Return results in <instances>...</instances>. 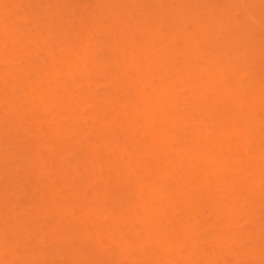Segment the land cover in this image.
I'll return each instance as SVG.
<instances>
[{
    "label": "rangeland",
    "instance_id": "obj_1",
    "mask_svg": "<svg viewBox=\"0 0 264 264\" xmlns=\"http://www.w3.org/2000/svg\"><path fill=\"white\" fill-rule=\"evenodd\" d=\"M3 1L4 6H0V170L6 171L0 173V264H78L79 261V264H134L133 261L135 264H209L214 254L217 258L210 260L213 264H237L234 261L264 264V0H119L120 3L118 0H13L17 3H12L13 12L9 9V0L4 1L7 5ZM69 6H75L73 12ZM2 9L5 14L10 10L7 17L9 14L11 17L6 18ZM79 25L81 28L75 29ZM72 29L79 31L72 33ZM68 43L82 55L75 51L67 54ZM62 49L66 50L64 54ZM46 51L50 56L45 55ZM78 56L82 57L78 58L81 72L74 60ZM105 61L111 62L107 65ZM100 62L103 69H98L102 67ZM93 67L95 76L91 71L89 74ZM110 85L115 89L113 92L108 89ZM16 127L20 130L16 131ZM12 140L15 144H11ZM256 141L263 142L261 148L259 143L256 146ZM43 147L50 151L38 155L39 150L44 151ZM227 159L230 164L225 162ZM81 161L88 164L84 166ZM231 165L240 167L236 171ZM132 169L135 171L131 172ZM136 186L144 189L140 191ZM122 200L124 203H119ZM237 201L240 205L242 201L245 203L241 207ZM45 206H48L47 212ZM99 210L108 218L104 229L103 214L100 216ZM141 215L149 218L148 221L152 216L151 225L141 226L147 219ZM148 227L151 231H144ZM219 227L222 232L226 228L227 232H218ZM145 232H150L149 236ZM118 234L117 240L114 237ZM135 234L137 238L132 237ZM216 234L224 236L231 246L235 245L229 247L223 238L214 236L215 242L212 237ZM160 235L165 237L160 239ZM238 238L242 239L241 244ZM136 239H141V243L146 241L147 246L143 243L144 246L137 248V241L131 242ZM193 241L195 252L191 244L188 246ZM128 242L133 245L130 247ZM123 243L129 245L127 249L125 244L121 246ZM121 248L126 251L122 252ZM130 248L135 252H130ZM225 249L232 250L231 255ZM102 250L106 251L102 253ZM218 250L223 251L218 254Z\"/></svg>",
    "mask_w": 264,
    "mask_h": 264
},
{
    "label": "bare ground",
    "instance_id": "obj_2",
    "mask_svg": "<svg viewBox=\"0 0 264 264\" xmlns=\"http://www.w3.org/2000/svg\"><path fill=\"white\" fill-rule=\"evenodd\" d=\"M2 1H3V0H2ZM2 1L0 0V2H1V5H0V6H1V7L4 6V5L2 6ZM4 1H7V0H4ZM4 1H3V2H4ZM9 1H10V2H9ZM9 1H7V3H8L9 5H11V6H9V7H10L9 9L11 10V7L14 6V4H12V3H14L16 0H15V1H13V0H9ZM11 1H12V2H11ZM122 1H123V0H122ZM122 1H121V3H123ZM129 1L131 2V0H129ZM246 1H247V0H246ZM18 2H19V1H18ZM118 2H119V0H118ZM130 2H128V3H130ZM4 3L7 5L6 2H4ZM110 3H111V2H110ZM119 3H120V2H119ZM119 3H118V4H119ZM194 3H195V2H194ZM15 4H17V3L15 2ZM115 4H117V2H115ZM12 5H13V6H12ZM69 5H70V4H69ZM112 5H113V4H112ZM112 5H110V6H111V9H113V8H112V7H113ZM71 6H72V5H71ZM71 6H69V9H71L72 12H73V11H74L73 9L75 8V6L72 7V8H71ZM263 6H264V5H263ZM5 7H8V6H5ZM65 7L68 8V6H65ZM197 7H198V6H197ZM246 7H247V6H246ZM54 8H55V7H54ZM56 8H57V7H56ZM63 8H64V7H63ZM63 8H61V9H63ZM67 8H66V9H67ZM77 8L79 9V7H76V10H77ZM80 8H82V7H80ZM95 8H96V7H95ZM97 8H98V7H97ZM4 9H5V8H4ZM4 9H2V14H5V13H3V12H5ZM58 9H59V8H58ZM64 9H65V8H64ZM64 9H63V10H64ZM85 9H86V8H85ZM85 9H84V10H85ZM99 9H100V8H99ZM6 10H7V9H6ZM10 10H9V11H10ZM67 10H68V9H67ZM71 10H69V11H71ZM93 10H94V9H93ZM96 10H97V9H96ZM263 10H264V9H263ZM9 11H8V12H9ZM13 11H14V8H13ZM13 11L11 10V12H13ZM58 11H59V10H58ZM98 11H99V10H98ZM0 12H1V9H0ZM8 12L6 11V14H5V17H6V18L11 17L10 14H9V17H7ZM56 12H57V9H56ZM59 12H60V11H59ZM59 12H58V13H59ZM61 12H62V10H61ZM74 13H76V12H74ZM110 13H111V12H110ZM0 14H1V13H0ZM57 15H58V14H57ZM114 16H115V15H114ZM249 16H250V15H249ZM3 17H4V15H3ZM1 18H2V17H1V15H0V19H1ZM153 19H154V18H153ZM252 19H254V18H252ZM252 19H251V20H252ZM155 20H156V19H155ZM157 20H158V19H157ZM1 21H3V20H1ZM227 21H228V20H227ZM253 21H255V19H254ZM157 22H158V21H157ZM0 23H1V22H0ZM249 23H250V22H249ZM47 24H48V23H47ZM242 24H243V23H242ZM255 24H256V22H255ZM255 24H254V25H255ZM262 24H263V23H262ZM45 25H46V22H45ZM245 25H246V24H245ZM79 26H80V25H79ZM82 26H83V24H82ZM47 27H48V25H47ZM204 27H205V26H204ZM250 27H251V26H250ZM76 28L80 29L81 26H80V27H75V29H76ZM199 28H200V27H199ZM253 28H254V27H253ZM48 29H49V28H48ZM78 29H77V30H78ZM246 29H247V28H246ZM250 29H251V28H250ZM50 30H51V29H50ZM73 30H74V29H72V33H73ZM77 30H74V31L78 32L79 30H78V31H77ZM203 30H204V29H203ZM52 31H53V30H52ZM52 31H51V32H52ZM208 31H209V30H208ZM254 31H255V30H254ZM49 32H50V31H49ZM61 32H62V29H61ZM63 32H64V31H63ZM244 32H245V30H244ZM261 32H262V31H261ZM142 34H143V33H142ZM186 34H187V33H186ZM188 34H189V33H188ZM193 34H194V33H193ZM209 34H210V33H209ZM249 34H250V33H249ZM252 34H253V33H252ZM53 35H54V34H53ZM180 35H181V34H180ZM196 35H198V34H196ZM205 35H206V34H205ZM253 35H254V34H253ZM194 37H195V36H194ZM196 37H197V36H196ZM252 37H253V36H252ZM8 38H9V37H7V39H8ZM25 38H26V37H24V39H25ZM186 38H187V36H186ZM5 39H6V38H5ZM249 39H250V37H249ZM145 40H146V39H145ZM246 40H247V39H246ZM43 41H44V40H41L42 43H43ZM151 41H152V40H151ZM151 41H150V42H151ZM247 41H248V40H247ZM253 41H254V40H253ZM44 42H46V40H45ZM196 42H197V41H196ZM243 42H244V41H243ZM6 43H7V42H6ZM145 43H146V41H145ZM185 43H186V42H185ZM245 43H246V42H245ZM245 43H244V45H245ZM247 43L249 44L250 42H247ZM4 44H5V42H4ZM248 44H247V45H248ZM250 44H251V43H250ZM255 44H256V43H255ZM70 45H71V46H70ZM192 45H193V44H192ZM196 45H197V44H196ZM244 45H243V46H244ZM247 45H245V46L247 47ZM257 45H258V44H257ZM134 46H135V45H134ZM190 46H191V45H190ZM222 46H223V45H222ZM241 46H242V45H241ZM251 46H252V45H251ZM69 47H70L71 50L69 49L68 52H66L67 54H69V51L72 52V51H73L72 49L75 48V46H73L71 43H68V48H69ZM72 47H73V48H72ZM131 47H133V46H131ZM191 47H192V46H191ZM238 47H239V46H238ZM253 47H254V46H253ZM66 48H67V47H66ZM133 48H134V47H133ZM186 48H187V47H186ZM134 49H135V48H134ZM229 49H230V48H229ZM232 49H233V48H232ZM245 49H246V48H245ZM245 49H244V51H245ZM254 49H255V48H254ZM256 49H257V48H256ZM63 50H64V49L61 50V51H62L61 53H63V52L66 51V50H65V51H63ZM76 50H77V49H76ZM122 50H123V48H122ZM124 50H125V49H124ZM129 50L131 51V50H133V49H130V48H129ZM153 50H154V49H153ZM239 50H241V49H239ZM258 50H259V49H258ZM74 51H75V50H74ZM74 51H73V52H74ZM141 51H142V50H141ZM143 51H144V50H143ZM230 51H231V50H230ZM235 51H236V50H235ZM251 51H252V50H251ZM260 51H261V50H260ZM44 52H45V50H44ZM75 52H76V51H75ZM77 52H78V51H77ZM77 52H76V54H77ZM151 52H152V50H151ZM242 52H243V51H242ZM256 52H257V51H256ZM144 53L147 54V50H145ZM156 53H157V52H156ZM229 53H230V52H229ZM233 53H234V52H233ZM46 54H48L47 51H46L45 55H46ZM63 54H64V53H63ZM74 54H75V53H74ZM74 54H73V56H72L73 58H74ZM139 54H140V53H139ZM151 54H152V53H151ZM230 54H231V53H230ZM252 54H253V53H252ZM255 54H256V53H255ZM258 54H259V52H258ZM260 54H261V53H260ZM48 55H49V54H48ZM70 55H71V53H70ZM70 55H69V56H70ZM77 55H80V56H81L82 54H81V52H78ZM236 55H237V54H236ZM238 55H239V54H238ZM238 55H237V57H238ZM49 56H50V55H49ZM80 56L76 57L77 59H76V58L74 59V60H76L77 63L80 61V59H78ZM145 56H146V55H145ZM145 56H144V57H145ZM148 56H149V54H148ZM155 56H156V55H155ZM239 56H241V55H239ZM46 57H47V56H46ZM235 57H236V56H235ZM251 57H253V56H251ZM258 57H259V55H258ZM50 58H52V57H50ZM50 58H49V59H50ZM80 58H82V57H80ZM145 58H146V57H145ZM231 58H232V57H231ZM231 58H229V59H231ZM233 58H234V57H233ZM254 58H255V55H254ZM263 58H264V57H263ZM47 59H48V57H47ZM129 59H130V58H129ZM129 59H128V60H129ZM146 59H147V58H146ZM146 59H145V60H146ZM148 59H149V58H148ZM151 59H152V58H151ZM258 59H259V58H258ZM260 59H261V58H260ZM51 60H52V59H51ZM74 60H72V63H73ZM227 60H228V58H227ZM52 61H53V60H52ZM52 61H51V62H52ZM131 61H132V58H131ZM131 61H129V63H130ZM147 61H148V60H147ZM163 61H164V60H163ZM166 61H168V60H166ZM166 61H165V62H166ZM169 61H170V59H169ZM231 61H232V60H231ZM261 61H262V59H261ZM41 62H42V61H41ZM43 62H45V61H43ZM74 62H75V61H74ZM105 62H106V61H105ZM110 62H111V61H109L108 63L106 62L107 65H109ZM125 62H126V61H125ZM125 62H124V63H125ZM165 62H163V63H165ZM226 62H227V61H226ZM235 62H236V61H235ZM257 62H258V61H257ZM45 63H46V62H45ZM77 63H76V64H77ZM100 63H102V62H100ZM106 63H105V67H107ZM129 63H128V65H129ZM163 63H162V64H163ZM258 63H259V62H258ZM258 63H257V64H258ZM260 63H261V62H260ZM41 64H42V63H41ZM41 64H40V65H41ZM80 64H81V63H80ZM147 64H148V63H147ZM154 64H156V63H154ZM158 64H159V63H158ZM38 65H39V64H38ZM72 65H73V64H72ZM78 65H79V63H78ZM92 65H93V64H92ZM125 65H126V64H124L123 66H125ZM250 65H251V64H250ZM43 66H44V65H43ZM81 66H82V65H81ZM81 66L79 65V67H77V65H76V67H77V69H79V71H80V67H81ZM103 66H104V65H103V63H102V67H101V68H98V65H96V66H94V67H95V69H96V68H98V69H103ZM129 66H130V65H129ZM193 66H194V65H193ZM34 67H35V66H34ZM34 67H33V68H34ZM36 67H37V66H36ZM36 67H35L34 69H36ZM39 67H40V66H39ZM41 67H42V66H41ZM41 67H40V68H41ZM45 67H47V68L49 69V67H48L47 65H46ZM91 67H92V66H91ZM94 67H93L92 70H91V68H90V70H89V74L94 70ZM120 67H121V65H120ZM222 67H223V66H222ZM254 67H255V66H254ZM40 68H39V69H40ZM42 68H43V67H42ZM42 68H41V69H42ZM122 68H123V67H122ZM129 68H130V67H129ZM192 68H193V67H192ZM196 68H197V67H196ZM214 68H216V67H214ZM257 68H259V67H257ZM257 68H256V69H257ZM82 69H83V68H82ZM84 69H85V67H84ZM84 69H83V70H84ZM126 69H127V68H125V71H127ZM188 69H189V68H188ZM193 69H194V68H193ZM222 69H223V68H222ZM259 69H260V68H259ZM261 69H262V68H261ZM44 70H45V69H43V72L48 71L47 69H46V71H44ZM87 70H88V69H87ZM87 70H86V72H88ZM96 70H97V69H96ZM204 70H205V69H204ZM253 70H254V69H253ZM30 71H31V70H30ZM32 71H33V70H32ZM35 71H36L37 74H38L39 70L37 71V69H36ZM40 71H41V70H40ZM74 71H75V70H74ZM77 71H78V70H77ZM77 71H76V72H77ZM79 71H78V73H79ZM90 71H91V72H90ZM202 71H203V70H202ZM211 71H212V70H211ZM220 71H221V70H220ZM258 71H259V70H258ZM36 72H34V73H36ZM80 72H81V71H80ZM86 72H84V73H85V74H88V73H86ZM93 72H94V71H93ZM93 72H92V73H93ZM96 72H98V70H97ZM96 72H94V73L96 74ZM251 72H252V71H251ZM261 72H263V71H261ZM34 73H32V74H34ZM48 73H49V72H48ZM48 73H47V75L49 76L50 74H48ZM50 73H51V72H50ZM82 73H83V72H82ZM82 73H81V75H82ZM94 73H93V74H94ZM114 73H115V72H114ZM127 73H128V72H127ZM127 73H125V74H127ZM187 73H188V72H187ZM225 73L227 74V72H225ZM229 73H230V72H229ZM229 73H228V74H229ZM236 73H237V72H236ZM254 73H255V72L253 71L252 74H254ZM42 74H43V73H42ZM68 74H69V73H68ZM95 74H94V76H95ZM193 74H194V73H193ZM207 74H208V73H207ZM263 74H264V72H263ZM47 75H46V76H47ZM71 75H72V74H71ZM73 75H74V74H73ZM90 75H91V74H90ZM112 75H113V73H112ZM115 75H116V73H115ZM185 75H186V74H185ZM237 75H238V74H237ZM259 75H261V73L258 74V76H259ZM32 76H33V75H32ZM39 76H40V75H39ZM84 76H85V75H84ZM84 76L82 75V77H84ZM116 76H117V75H116ZM116 76H114V77H116ZM228 76H229V75H228ZM230 76H231V75H230ZM37 77H38V76H37ZM37 77H36V79H37ZM40 77H41V76H40ZM44 77H45V74H43V78H42V79H44ZM65 77H66V76H65ZM85 77H86V76H85ZM87 77H88V75H87ZM114 77H113L112 79H116V78H114ZM191 77H192V75L190 76V78H191ZM220 77H221V78H220ZM220 77L218 76V79H219V78L222 79V75H220ZM238 77H239V76H238ZM46 78H47V77H46ZM72 78H73V77H72ZM209 78H210V77H209ZM216 78H217V77H216ZM253 78H254V77H253ZM42 79H41V80H42ZM218 79H217V80H218ZM231 79H232V78H230V80H231ZM239 79H240V77H239ZM116 80H117V79H116ZM143 80H144V79H143ZM212 80H214V79H212ZM212 80H211V81H212ZM215 80H216V79H215ZM217 80H216V81H217ZM237 80H238V79H237ZM254 80H255V79H254ZM256 80H257V78H256ZM263 80H264V79H263ZM113 81H114V80H113ZM124 81H125V80H124ZM206 81H207V80H206ZM209 81H210V80H209ZM216 81H215V82H216ZM232 81H233V80H232ZM238 81H240V80H238ZM192 82H193V81H192ZM258 82H259V81H258ZM148 83H149V82H148ZM181 83H182V82H181ZM213 83H214V81H213ZM225 83H226V82H225ZM233 83H234V82H233ZM263 83H264V82H263ZM64 84H65V83H64ZM189 84H190V83H189ZM189 84H188V85H189ZM221 84H222V83H221ZM240 84H241V83H240ZM240 84H238V87H239V88L241 87V89H242V86H241ZM261 84H262V82H261ZM19 85H20V84H19ZM115 85H116V86H119L118 84H115ZM231 85H232V84H231ZM233 85H234V84H233ZM239 85H240V86H239ZM257 85H258V84H257ZM259 85H260V83H259ZM162 86H163V85H162ZM164 86H165V85H164ZM171 86H172V84H171ZM173 86H174V85H173ZM173 86H172V87H173ZM175 86H176V85H175ZM189 86H191L190 88H192L193 85L191 84V85H189ZM202 86H203V85H202ZM208 86H209V84H208ZM109 87H110V88H109ZM109 87H108V89H112L111 85H110ZM123 87H124V86H123ZM204 87H205V85H204ZM232 87H233V86H232ZM114 88H115V86H114ZM118 88H119V87H117L116 89H118ZM147 88H148V87H147ZM200 88H201V87H200ZM202 88H203V87H202ZM119 89L122 90V87L119 88ZM210 89H211V88H210ZM213 89H214V88H213ZM226 89H227V88H226ZM228 89H229V88H228ZM233 89H235V88H233ZM114 90H115V89H114ZM114 90L112 89V92H113ZM121 90L118 91V92H121ZM207 90H208V89H207ZM207 90H206V91H207ZM229 90H232V89L230 88ZM110 91H111V90H110ZM124 91H125V90H124ZM172 91H174V90H172ZM199 91H200V90H199ZM204 91H205V90H204ZM210 91H211V90H210ZM217 91H218V90H217ZM116 92H117V91H116ZM118 92H117V93H118ZM127 92H128V91H127ZM154 92H156V91H154ZM200 92H201V91H200ZM222 92H223V91H222ZM222 92H221V93H222ZM226 92H227V91H226ZM233 92H234V91H233ZM114 93H115V92H114ZM163 93H164V92H163ZM173 93H174V92H173ZM193 93H194V92H193ZM195 93H196V92H195ZM198 93H199V92H198ZM219 93H220V92H219ZM219 93H218V94H219ZM115 94H116V93H115ZM127 94H128V93H127ZM165 94L168 95L167 93H165ZM216 94H217V92H216ZM222 94L224 95V93H222ZM231 94H232V93H231ZM156 95H157V94H156ZM156 95H155V97H156ZM195 95H196V94H195ZM199 95H200V94H199ZM114 96H115V95H114ZM114 96H113V97H114ZM124 96H125V95H124ZM158 96H159V95H158ZM158 96H157V97H158ZM196 96H197V95H196ZM217 96H218V95H217ZM107 97H109V96H107ZM199 97H200V96H199ZM222 97H223V96H222ZM109 98H110V97H109ZM175 98H176V97H175ZM224 98H225V97H224ZM236 98H237V96H236ZM157 99H158V98H157ZM162 99H163V98H162ZM230 99H231V98H230ZM108 100H109V101H108ZM108 100H107V101L110 102L111 99H108ZM112 100H113V98H112ZM112 100H111V101H112ZM128 100H129V99H128ZM158 100H159V99H158ZM221 100H222V98H221ZM238 100H239V99H238ZM39 101H41V100L39 99ZM151 101H152V100H151ZM153 101H154V99H153ZM229 101H230V100H229ZM231 101H232V100H231ZM78 102H80V101H78ZM105 102H106V101H105ZM148 102H149V101H148ZM224 102H225V101H224ZM236 102H237V101H236ZM102 103H103V102H102ZM230 103H231V102H230ZM110 104H111V103H110ZM110 104H109V105H110ZM122 104H123V103H122ZM155 104H156V103H155ZM213 104H214V103H213ZM222 104H223V103H222ZM233 104H234V103H233ZM259 104H260V103H259ZM261 104H263V100H262V103H261ZM261 104H260V105H261ZM82 105H83V104H82ZM111 105H112V104H111ZM111 105H110V106H111ZM120 105H121V104H120ZM120 105H119V106H120ZM214 105L216 106V104H214ZM226 105H227V104H226ZM226 105H225V106H226ZM235 105H236V104H235ZM204 106H205V105H204ZM204 106H203V107H204ZM210 106H211V105H210ZM232 106H233V105H231L230 107H232ZM263 106H264V105H263ZM89 107H91V106H89ZM92 107H93V109L96 110V107H95V106H92ZM107 107H108V106H107ZM112 107H113V105H112ZM124 107H125V106H124ZM208 107H209V106H208ZM208 107H207V108H208ZM211 107H212V106H211ZM213 107H214V106H213ZM227 107H228V105H227ZM227 107H226V108H227ZM234 107H235V106H234ZM259 107H262V105L259 106ZM116 108H117V107H116ZM121 108H122V107H121ZM150 108H151V107H150ZM263 108H264V107H263ZM156 109H157V108H156ZM162 109H163V108H162ZM212 109H213V108H212ZM227 109H228V108H227ZM227 109H226V110H227ZM229 109H230V108H229ZM235 109H236V108H235ZM261 109H262V108H261ZM210 110H211V109H210ZM200 111H202V110H200ZM200 111H199V112H200ZM216 111H217V110H216ZM178 112H179V111H178ZM186 112H187V111H186ZM186 112H185V113H186ZM209 112H210V111H209ZM213 112H214V111H213ZM224 112H225V110H224ZM99 113H101V112H99ZM187 113H188V112H187ZM225 113H226V112H225ZM196 114H197V113H196ZM222 114H223V113H222ZM260 114H261V113H260ZM183 115H184V114H183ZM185 115H186V114H185ZM190 115H191V114H190ZM190 115H189V116H190ZM204 115H205V113H204ZM204 115H203V116H204ZM209 115H210V114H209ZM214 115H215V114H214ZM238 115H239V114H238ZM181 116H182V115H181ZM201 116H202V115H201ZM212 116H213V115H212ZM218 116H220V115H218ZM218 116H217V117H218ZM221 116H223V115H221ZM184 117H185V116H184ZM187 117H188V116H187ZM187 117H186V118H187ZM199 117H200V115H199ZM207 117H208V116H207ZM213 117H214V116H213ZM213 117H211L212 120H213ZM92 118H93V117H92ZM94 118H95V117H94ZM145 118H146V117H145ZM188 118H189V117H188ZM188 118H187V120H188ZM220 118L222 119V117H220ZM223 118H224V117H223ZM204 119H205V118H204ZM209 119H210V118H209ZM218 119H219V117H218ZM67 120H68V119H67ZM178 120H179V119H178ZM184 120H185V119H184ZM184 120H183V121H184ZM222 120H223V119H222ZM65 121H66V120H65ZM147 121H148V120H147ZM201 121H202V120H201ZM206 121H207V120H206ZM66 122H68V121H66ZM145 122H146V121H145ZM195 122H196V121H195ZM195 122H194V124H195ZM198 122H199V121H198ZM198 122H197V123H198ZM179 123H180V122H179ZM199 123L201 124V122H199ZM202 123H203V121H202ZM257 123H258V122H257ZM204 124H205V122H204L202 125H204ZM54 125H55V124H54ZM115 125H116V124H115ZM152 125H153V124H152ZM52 126H53V125H52ZM104 126H105V125H104ZM155 126H156V125H155ZM206 126H207L206 128L209 127L208 125H206ZM151 127H152V126H151ZM199 127H200V126H199ZM203 127H204V126H203ZM14 128H15V127H14ZM14 128H13V129H14ZM50 128H51V127H50ZM200 128H201V127H200ZM16 129H17V127H16ZM132 129H133V128H132ZM151 129H152V128H151ZM153 129H154V127H153ZM153 129H152V130H153ZM197 129H198V128H197ZM197 129H196V130H197ZM202 129H204V128H202ZM262 129H263V128H262ZM262 129H261V130H262ZM18 130H20V129H17L16 131H18ZM254 130H255V129H254ZM67 132H68V131H67ZM199 132H200V130H199ZM199 132H198V134H199ZM66 134L69 135V132L66 133ZM123 134H124V133H122V135H123ZM159 134H160V133H159ZM159 134H158V135H159ZM163 134H164V133H163ZM195 134H196V133H195ZM198 134H197V135H198ZM247 134H248V132H247ZM101 135H102V134H101ZM158 135H156V136H158ZM65 136H66V135H65ZM150 136H151V135H150ZM154 136H155V135H154ZM163 136H164V135H163ZM169 136H170V135H169ZM254 136H256V133H255ZM263 136H264V135H263ZM66 137H67V136H66ZM165 137H167V136H165ZM192 137H193V136H192ZM257 137H259V136H257ZM33 138H34V137H33ZM128 138H129V137H128ZM153 138H154V137H153ZM159 138H160V137H159ZM186 138H188V137H186ZM261 138H262V137H261ZM40 139H41V138H40ZM40 139H39V140H40ZM67 139H68V138H67ZM189 139H191V138H189ZM189 139H188V141H189ZM193 139H195V137L192 138V140H193ZM255 139H256V138H255ZM37 140H38V138H37ZM160 140H162V139H160ZM192 140H191V141H192ZM257 140H258V141H259V140L261 141V139H257ZM262 140H263V139H262ZM8 141H9V140H8ZM162 141H163V140H162ZM184 141H185V140H184ZM188 141H187V142H188ZM195 141H196V140H194V142H195ZM258 141H256V143H257L256 146H259L260 144L263 143V142H262V143H259ZM59 142H60V141H59ZM192 142H193V141H192ZM8 143L10 144V142H8ZM246 143H247V142H246ZM258 143H259V145H258ZM9 144H8V145H9ZM11 144H15V143H13V140H12ZM11 144H10V145H11ZM110 144H111V143H110ZM247 144H248V143H247ZM254 144H255V142H254ZM263 144H264V143H263ZM192 145H193V144H192ZM251 145H253V144H251ZM251 145H250V146H251ZM3 146H4V145H3ZM38 146H39V148H37V149H40L41 146H40V145H38ZM111 146H112V144H111ZM113 146H115V145L113 144ZM195 146H196V144H195ZM245 146H246V145H245ZM256 146H255V147H256ZM262 146H263V145H262ZM116 147H117V146H116ZM247 147H248V146H247ZM251 147H252V146H251ZM44 148H45V147H43V150H44ZM91 148H92V147H91ZM190 148H191V147H190ZM196 148H197V146H196ZM245 148H246V147H245ZM256 148H257V147H256ZM256 148H255V149H256ZM259 148H261V145L259 146ZM262 148H263V147H262ZM41 149H42V148H41ZM47 149H48V148H47ZM93 149H94V148H93ZM96 149H97V148H96ZM191 149H192V148H191ZM255 149H252V151H253V150L255 151ZM263 149H264V148H263ZM263 149H262V150H263ZM162 150H163V148H162ZM193 150L195 151V147H194ZM45 151H46V149H45L44 151H42V150L40 151V150H39V152H38V150H37L38 155H39L41 152L44 154ZM48 151H50V150H48ZM48 151H46V154H47ZM94 151H96V150H94ZM146 151H147V150H146ZM150 151H151V150H150ZM154 151H155V150H154ZM164 151H165V149H164ZM245 151H247V150H244V152H245ZM248 151H249V150H248ZM258 151H259V150H258ZM37 152H36V153H37ZM137 152H138V151H137ZM142 152H143V151H142ZM151 152H152V151H151ZM159 152H160V151H159ZM195 152H197V154H195ZM195 152H194L193 154H195V155L198 156V155H199V154H198V151H195ZM199 152H200V151H199ZM242 152H243V151H242ZM110 153H111V152H110ZM135 153H136V152H134V154H135ZM139 153H140V152H139ZM143 153H144V152H143ZM157 153H158V152H157ZM166 153H168V152H166ZM188 153H189V152H188ZM260 153H261V152H260ZM263 153H264V152H263ZM43 154H41V155L44 156ZM46 154H45V155H46ZM134 154H132V155H134ZM140 154H141V153H140ZM152 154H153V153H151L150 155H152ZM154 154L156 155V153H154ZM163 154L165 155V152H163ZM247 154H248V152H247ZM255 154H256V151H255ZM6 155H7V154H6ZM92 155H93V158H92V159H95V157H94L95 155H94V154H92ZM137 155H138V154H137ZM159 155H160V154H159ZM11 156H12V155H11ZM88 156H89V155H88ZM141 156H142V155H141ZM188 156H189V155H188ZM243 156H244V155H243ZM256 156L258 157V155H256ZM263 156H264V155H263ZM263 156H262V158H263ZM105 157H106V156H105ZM109 157H110V156H109ZM154 157H155V156H154ZM190 157H191V156H190ZM244 157H245V156H244ZM254 157H255V156H254ZM259 157H260V156H259ZM2 158H3V157H2ZM8 158H9V156H8ZM8 158H7V160H8ZM10 158H11V157H10ZM10 158H9V159H10ZM33 158H34V157H33ZM59 158L61 159V157H59ZM90 158H91V157H90ZM155 158H156V157H155ZM155 158H153V159L155 160ZM157 158H158V156H157ZM164 158H165V156H164ZM197 158H198V157H197ZM206 158H207V157H206ZM241 158H242V157H241ZM255 158H256V157H255ZM31 159H32V158H31ZM57 159H58V158H57ZM141 159H143V158H141ZM149 159H150V158H149ZM158 159H159V158H158ZM190 159L193 160L194 158H190ZM201 159H202V158H201ZM260 159H261V158H260ZM38 160H39V159H38ZM154 160H153V161H154ZM160 160H161V159H160ZM165 160H166V159H165ZM209 160H210V159H209ZM228 160H229V159H227V161L225 160V162H227L228 164H230V163L228 162ZM238 160H239V159H238ZM244 160H245V159H244ZM8 161H9V160H8ZM34 161H35V160H34ZM34 161H33V162H34ZM90 161H91V160H90ZM99 161H100V160H99ZM99 161H98V163H99ZM234 161H236V159H235ZM259 161H260V160H259ZM262 161H263V160H262ZM3 162H4V161H3ZM81 162H82V161H81ZM85 162H86V160H85ZM116 162H117V161H116ZM136 162H137V161H136ZM140 162H141V161H140ZM142 162H143V161H142ZM156 162H158L157 159H156ZM159 162H160V161H159ZM232 162H233V161H232ZM232 162H231V164H232ZM238 162H239V161H238ZM255 162H256V161H255ZM6 163H7V162H6ZM34 163H35V162H34ZM59 163H61V162H59ZM82 163H83V162H82ZM91 163H93V161H92ZM91 163H90V164H91ZM160 163H161V162H160ZM164 163H165V162H164ZM241 163H242V162H241ZM0 164H2V163H1V160H0ZM4 164H5V163H4ZM83 164H84V166H85V164H88V163H83ZM95 164H96V163H95ZM157 164H159V163H157ZM157 164H156V165H157ZM256 164H257V163H256ZM32 165H33V164H32ZM61 165H64V164L62 163ZM96 165H97V164H96ZM137 165H138V164H137ZM140 165H141V164H140ZM142 165H143V164H142ZM188 165H189V164H188ZM204 165H205V164H204ZM232 165H236V164L233 163ZM232 165H231V166H232ZM239 165H240V163H239ZM239 165H238V166H239ZM243 165H244V164H243ZM246 165H247V163H246ZM1 166H2V165H1ZM29 166H30V165H29ZM92 166H93V164H92ZM146 166H147V165H146ZM157 166H158V165H157ZM238 166H232V167H235V170L237 171L238 168H236V167H238ZM255 166H256V165H255ZM257 166H258V165H257ZM259 166H260V164H259ZM2 167H3V166H2ZM9 167H10V165H9ZM123 167H124V166H123ZM125 167H126V166H125ZM143 167L145 168V166H143ZM239 167H240V166H239ZM242 167H243V166H242ZM250 167H251V166H250ZM35 168H36V167H35ZM92 168H94V166H93ZM126 168H127V167H126ZM190 168H191V167H190ZM246 168H247V167H246ZM1 169H2V170H0V173H1L2 171H6L5 169L3 170V168H1ZM11 169H12V168H11ZM119 169H120V168H119ZM155 169H156V168H155ZM187 169H188V168H187ZM192 169H193V168H192ZM209 169H210V168H209ZM242 169H243V168H242ZM260 169H261V168H260ZM8 170H9V169H8ZM31 170H33V169H31ZM98 170H99V168H98ZM166 170H167V169H166ZM239 170H240V168H239ZM258 170H259V169H258ZM37 171H38V170H37ZM40 171H41V170H39V172H40ZM99 171H100V170H99ZM124 171H125V170H124ZM132 171L134 172L135 170L132 169L131 172H132ZM164 171H165V170H164ZM206 171H207V170H206ZM209 171H210V170H209ZM241 171H243V170H241ZM11 172H14V171H11ZM24 172H25V171H24ZM39 172H38L37 175H39ZM42 172H43V171H41L40 173H42ZM131 172H130V173H131ZM137 172H138V171H137ZM169 172H170V171H169ZM207 172H208V171H207ZM231 172H232V170H231ZM257 172H259V171H257ZM2 173H3V172H2ZM18 173H19V171H18ZM90 173H91V172H90ZM130 173H128V174H130ZM165 173H166V172H165ZM15 174H16V173H15ZM24 174H25V173H24ZM28 174H29V173H28ZM169 174H170V173H169ZM236 174H239V173H236ZM78 175H79V174H78ZM113 175H114V174H113ZM132 175H133V174H132ZM14 176H16V175H14ZM22 176H23V175H22ZM24 176H25V175H24ZM148 176H149V174H148ZM168 176H169V175H168ZM206 176L208 177L207 174H206ZM260 176H261V174H260ZM27 177H28V176H27ZM207 177H206V179H207ZM237 177H238V175H237ZM21 178H22V177H21ZM23 178H24V177H23ZM25 178H26V176H25ZM25 178H24V179H25ZM84 178H85V177H84ZM107 178H108V177H107ZM129 178H130V177H129ZM208 178H209V177H208ZM239 178H240V176H239ZM26 179H28V178H26ZM73 179H74V178H73ZM73 179H72V180H73ZM98 179H99V178H98ZM103 179H104V177H103ZM109 179H110V178H109ZM181 179H182V177H181ZM206 179H205V180H206ZM235 179H236V181L238 180L237 178H235ZM75 180L77 181V179H75ZM104 180H105V179H104ZM179 180H180V178H179ZM179 180H178V181H179ZM203 180H204V178H203ZM203 180H202V181H203ZM20 181H21V180H19V183L22 184V183H21L22 181H21V182H20ZM85 181H86V180H85ZM88 181H90V180H88ZM137 181H138V180H137ZM181 181H182V180H181ZM212 181H213V180H212ZM240 181H241V178H240ZM25 182H26V181H25ZM86 182H87V181H86ZM130 182H131V181H130ZM204 182H205V181H204ZM17 183H18V182H17ZM126 183H128V181H127ZM132 183H133V182H132ZM138 183L141 184L142 182H138ZM207 183H208V182L206 181V183H205L206 186H207ZM209 183H210V182H209ZM71 184H72V183H71ZM82 184H83V183H82ZM124 184H125V183H124ZM124 184H123V185H124ZM136 184H137V183H136ZM140 184H137V186H140ZM201 184H202V183H201ZM205 184H204V186H205ZM236 184H237V183H236ZM241 184H242V182H241ZM14 185H15V183H14ZM22 185H23V184H22ZM84 185H85V184H84ZM129 185H130V183H129ZM149 185L152 186V184H149ZM239 185H240V184H239ZM97 186H98V185H97ZM137 186H136V187H137ZM211 186H213V185L211 184ZM105 187H106V186H105ZM140 187H142V186H140ZM140 187H139V188L137 187V188L140 189V191H142L141 189H144V187H143V188H140ZM146 187H147V185H146ZM146 187H145V189H146ZM23 188H24V185H23ZM94 188H95V187H94ZM103 188H104V187H103ZM207 188H208V187H207ZM239 188H240V187H239ZM242 188H243V187H242ZM242 188H241V189H242ZM245 188H247V187H245ZM106 189H108V188L106 187ZM247 189H248V188H247ZM108 190H109V189H108ZM113 190H114V189H113ZM149 190H150V189H149ZM154 190H155V189H154ZM210 190H211V189H210ZM111 191H112V190H111ZM143 191H144V190H143ZM145 191H146V190H145ZM145 191H144V192H145ZM151 191H152L153 193L155 192V191H153V190H150V192H151ZM192 191H193V189H192ZM207 191H208V190H207ZM247 191H248V190H247ZM24 192H25V191H24ZM108 192H109V191H108ZM152 192H151V194H152ZM157 192H158V191H157ZM186 192H187V191H186ZM209 192H210V191H209ZM209 192H208V193H209ZM241 192H242V190H241ZM249 192H250V191H249ZM100 193H101V192H100ZM104 193H105V191H104ZM106 193H107V192H106ZM106 193H105V195H107ZM146 193H147V191H146ZM173 193H174V192H173ZM24 194H25V193H24ZM79 194H80V193H79ZM154 194H155V193H154ZM169 194H170V193H169ZM174 194H175V193H174ZM180 194H183V193H180ZM185 194H186V193H184V196H185ZM244 194H245V193H244ZM61 195H63V194L61 193ZM155 195H156V194H155ZM177 195L179 196V193H178V192H177ZM187 195H188V194H187ZM241 195H242V194H241ZM245 195H246V194H245ZM40 196H41V195H40ZM49 196H50V195H49ZM82 196H83V195H82ZM109 196H111V194H109ZM162 196H163V195H162ZM171 196H172V193L170 194V197H171ZM188 196H190V195H188ZM79 197H80V196H79ZM170 197H169V198H170ZM237 197H238V199L240 198L239 196H237ZM41 198H42V197H41ZM44 198H45V196H44ZM48 198H49V197H48ZM80 198H81V197H80ZM121 198H122V197H121ZM164 198H167V196L164 197ZM172 198H173V196H172ZM172 198H170V199H172ZM243 198H244V197H243ZM39 199H40V197H39ZM76 199H77V198H76ZM238 199H237V200H238ZM240 199H241V198H240ZM244 199H246V198H244ZM54 200H55V199H54ZM110 200H111V199H110ZM114 200H115V198H114ZM118 200H120V199L118 198L117 201H118ZM164 200H165V199H164ZM166 200L168 201V199H166ZM172 200H173V199H172ZM231 200H232V198H231ZM234 200H235V199H234ZM234 200H233V203H234ZM241 200H242V199H241ZM42 201H43V200H42ZM42 201H41V203L44 202V201H43V202H42ZM111 201H112V200H111ZM212 201H213V200H212ZM212 201H211V203H212ZM48 202H49V201H48ZM48 202H47V203H48ZM120 202L124 203L123 200H122V201H119V203H120ZM140 202H141V201H140ZM165 202H166V201H165ZM171 202H172V201H171ZM209 202H210V201H209ZM237 202H238V201H237ZM47 203H46V204H47ZM113 203H114V201H113ZM146 203H147V202H146ZM229 203H231V201H230ZM235 203H236V202H235ZM241 203L244 204L245 202L242 201ZM27 204H28V203H27ZM43 204H44V203H43ZM114 204H115V203H114ZM114 204H113V205H114ZM150 204H151V203H150ZM209 204H210V203H209ZM237 204H239V202H238ZM242 204H241V205L239 204V205L242 207ZM113 205H112V207H111V206H110V207L113 208ZM165 205H166L165 207H167V204H165ZM210 205L213 206L212 204H210ZM217 205H218V203H217ZM217 205H215V206H217ZM235 205H236V204H235ZM235 205H234V206H235ZM246 205H247V204H246ZM250 205H251V204H250ZM48 206H49V205H48ZM48 206H47V207L45 206V212H47L46 208L48 209ZM53 206H54V208H53ZM53 206H52V208H51L52 210L55 209V204H54ZM108 206H109V205H108ZM115 206H116V205H115ZM142 206H143V205H142ZM215 206H214V208H216ZM243 206H244V205H243ZM38 207H39V206H38ZM38 207H37V208H38ZM49 207H50V206H49ZM151 207H152V206H151ZM165 207H164L163 209H162V207H161V209L164 210ZM230 207L232 208V205H231ZM236 207H238V206H236ZM252 207H253V206H252ZM0 208H1V205H0ZM41 208H42V207H41ZM135 208H138V207H134V209H135ZM238 208H239V207H238ZM101 209H102V208H101ZM109 209H110V208H109ZM134 209H133V210H134ZM142 209H144V207H143ZM216 209H217V208H216ZM229 209H230V208H229ZM232 209H233V208H232ZM234 209H235V208H234ZM236 209H237V208H236ZM31 210H32V209H31ZM49 210H50V209H49ZM52 210H51V211H52ZM111 210L113 211V209H110V211H111ZM131 210H132V209H131ZM144 210H145V209H144ZM147 210H148V209H147ZM150 210H151V209L149 208L148 212H150ZM253 210H254V209H253ZM253 210H252V208H251V211H253ZM36 211H37V209H36ZM40 211H41V210H40ZM42 211H43V209H42ZM102 211H104V209H102ZM107 211H108V210H107ZM136 211H137V210H136ZM251 211H250V212H251ZM31 212H32V211H31ZM33 212H34V211H33ZM33 212H32V213H33ZM88 212H90V211H88ZM88 212H87V214H88ZM98 212H99L100 216H102L101 214H103V218L105 217L103 212H101L100 210H99ZM100 212H101V213H100ZM129 212H131V214H133L132 211L129 210ZM148 212H147V213H148ZM163 212H165V213L167 214L166 210H164ZM250 212H249V214H250ZM32 213H31V214H32ZM39 213H40V212H39ZM43 213H44V212H43ZM60 213H61V211H60ZM60 213H59V214H60ZM94 213H95V211H94ZM108 213H109V212H108ZM112 213L114 214V212H112ZM29 214H30V213H29ZM31 214H30V215H31ZM36 214H38V213H36ZM57 214H58V212H57ZM62 214H63V211H62ZM85 214H86V213H85ZM85 214H84V215H85ZM89 214H90V213H89ZM95 214L97 215L98 213H95ZM110 214H111V212H110ZM113 214H111V215L113 216ZM131 214H130V215H131ZM140 214H141V213H140ZM168 214H169V213H168ZM168 214H167V215H168ZM252 214H254V213H252ZM114 215H115V214H114ZM130 215H128V216H129L128 218H130ZM147 215H148V214H147ZM149 215H150V214H149ZM254 215H256V214H254ZM59 216H60V215H59ZM91 216H94V214L91 215ZM100 216H99V217H100ZM135 216H136V215H135ZM135 216L132 215V217L136 218ZM141 216H142L143 219H144V216H145V215H144V216L141 215ZM250 216L253 217V215H250ZM30 217H31V216H30ZM96 217L98 218V216H96ZM119 217H120V216H119ZM145 217H146V216H145ZM248 217H249V216H248ZM60 218H62V215H61ZM86 218H88L87 215H86ZM89 218H91L90 215H89ZM134 218H133V219H134ZM146 218H147V217H146ZM152 218H153V217L151 216V220H152ZM221 218H222V216H221ZM256 218H257V216H256ZM256 218H254V219H256ZM261 218H262V217H261ZM261 218H260V219H261ZM30 219H31V218H30ZM100 219H101V218H100ZM105 219H106V218H104V220H103L105 223H102V228L104 227L103 224H106V220H107L108 218H107L106 220H105ZM131 219H132V218H131ZM131 219H130V220H131ZM136 219L138 220V217H137ZM139 219H140V218H139ZM148 219H149V218L143 220L142 222H144V221H145V222L142 223L143 225H141V226L144 227V224H147V225H145V227L151 225V224H149V223L151 222V220L148 221ZM225 219H226V218H225ZM225 219H223L222 221H224ZM229 219H230V218H229ZM249 219H250V217H249ZM263 219H264V218H263ZM109 220H110V219H109ZM97 221H98V219H97ZM110 221H111V220H110ZM132 221H133V220H132ZM219 221H221V220H219ZM231 221H232V220H230V222H231ZM250 221L252 222L253 220L250 219ZM254 221H255L254 223L257 222L256 220H254ZM258 221H259V220H258ZM30 222H31V221H30ZM38 222H39V221H38ZM138 222H139V220H138ZM147 222H148V223H147ZM230 222H229V223H230ZM251 222H250V223H251ZM259 222H260V221H259ZM75 223L77 224L78 221L75 222ZM85 223H86V222H85ZM219 223H220V222H219ZM261 223H262V222H261ZM38 224H39V223H38ZM86 224H87V223H86ZM91 224H92V223H91ZM93 224H94V223H93ZM100 224H101V222H100ZM148 224H149V225H148ZM227 224H228V223H227ZM252 224H253V223H252ZM262 224H263V223H262ZM30 225H31V223H30ZM82 225H83V224H82ZM133 225H135L134 222H133ZM230 225H231V224H230ZM232 225L235 226V224H232ZM32 226H35V225L33 224ZM39 226H40V224H39ZM84 226H85L84 228H86L87 225H84ZM99 226H100V225H99ZM108 226H109V225H108ZM108 226H107V227H108ZM141 226H140V227H141ZM234 226H233V229H234ZM256 226H257V225H256ZM256 226H255V227H256ZM138 227H139V226H138ZM145 227H144V228H145ZM181 227H182V226H181ZM222 227H224V226H222ZM222 227H219L218 229H220V228H222ZM253 227H254V226H253ZM262 227H263V226H262ZM36 228H37V227H36ZM134 228H135V226H134ZM136 228H137V227H136ZM141 228H142V227H141ZM179 228H180V227H179ZM183 228H184V227H182V229H183ZM230 228H231V227H230ZM258 228L261 229L260 226H259ZM258 228H257V229H258ZM103 229H104V228H103ZM107 229H108V228H107ZM224 229L226 230V228H224ZM227 229H228V228H227ZM231 229H232V228H231ZM254 229H255V228H254ZM35 230H38V228L35 229ZM39 230H40V229H39ZM101 230H102V229H101ZM101 230H100V231H101ZM110 230H111V228H110ZM145 230H146V231H149V230L151 231L150 227L144 229V231H145ZM216 230H217V229H216ZM220 230H221V229H220ZM222 230H223V229H222ZM222 230H221V231L217 230V231H218V232H222ZM225 230H224L223 232H225ZM255 230H256V229H255ZM23 231H24V230H23ZM32 231H33V230H32ZM102 231H103V230H102ZM135 231H136V230H135ZM137 231H138V230H137ZM179 231H180V230H179ZM179 231H178V232H179ZM262 231H263V230H262ZM262 231H261V232H262ZM24 232H25V231H24ZM111 232H112V230H111ZM113 232H114V231H113ZM133 232H134V231H133ZM138 232H139V231H138ZM152 232H153V229H152ZM182 232H183V231H182ZM218 232H217V233H218ZM223 232H222V233H223ZM226 232H227V230H226ZM226 232H225V233H226ZM229 232H230V234H231V230H229ZM26 233H27V232H26ZM78 233H79V232H78ZM78 233H77V234H78ZM82 233H83V232H82ZM108 233H110V232H108ZM123 233H124V232H123ZM134 233H135V232H134ZM146 233H147V235H148L150 232H145V234H146ZM222 233H219V234L222 235ZM262 233H263V232H262ZM262 233H261V234H262ZM27 234H28V233H27ZM121 234H122V233H120V236H121ZM136 234H138V233L136 232ZM136 234L133 235L132 237H134V236L136 237ZM141 234H142V232H141ZM170 234H171V232H170ZM173 234H174V233H173ZM184 234H185V233L183 232V235H182V236H184ZM219 234L213 235V237H212L213 240H214V239H217V238L220 239V238H223V237H224V236H221V235H219ZM263 234H264V233H263ZM79 235H80V234H79ZM115 235H116V234H115ZM115 235H114V236H115ZM123 235H125V234H123ZM131 235H132V234H131ZM139 235H140V234H139ZM147 235H146V236H147ZM164 235H165V234H164ZM166 235H167V234H166ZM199 235H200V234H199ZM218 235H219V236H218ZM224 235H225V234H224ZM107 236H108V234H107ZM140 236H141V235H140ZM148 236H149V235H148ZM152 236H153V234L151 233V236H150V237H152ZM161 236H162V235L159 236L160 239H161L162 237H165V236H162V237H161ZM175 236H176V237H175V238H176V242H178L177 239H179V238L177 237V235H175ZM197 236H198V235H197ZM214 236H216L217 238H214ZM225 236H226V235H225ZM232 236H233V235H232ZM234 236H235V234H234ZM239 236H240V238H242V237H241V236H242V233H241V235L239 234ZM262 236H263V235H262ZM83 237H84V235H83ZM87 237H88V236H87ZM109 237H110V236H109ZM150 237H149L148 239H150ZM154 237H155V236H154ZM184 237H185V236H184ZM195 237H196V236H195ZM227 237H229V236H227ZM84 238H86V237H84ZM114 238H116V239L118 240V239H119V234H118V237L115 236ZM114 238L112 237L111 239H114ZM136 238H137V237H136ZM175 238H174V239H175ZM196 238H198V237H196ZM224 238H225V237H224ZM224 238H223V240H222V239H221V240H222V241H225V244L228 243L227 245H230V244H229V241H227V239L224 240ZM236 238H237V237H236ZM134 239H135V238H134ZM143 239H144V238H143ZM145 239H146V238H145ZM162 239H163V238H162ZM167 239H168V238H167ZM169 239H170V238H169ZM229 239H230V238H229ZM238 239H239V238H238ZM82 240H83V239H82ZM151 240H152V239H151ZM171 240H173V237H172ZM184 240H185V239H184ZM186 240H187V239H186ZM186 240H185V241H186ZM190 240H192V239H190ZM194 240H195V242H196V239H194ZM197 240H199V238H198ZM239 240H240V241H239V244H241L240 242H242V239H239ZM60 241H61V240H60ZM90 241H92V240L90 239ZM134 241H137V239H136V240H133V241H131V242H134ZM140 241H141V239H140ZM140 241H137V242H136V245H138V246H136L137 248H139V245H142L143 243H145V245H146V243H147L146 241L143 242V243H141L142 241H141V242H140ZM161 241H162V240H160L159 242H161ZM179 241H180V240H179ZM187 241H188V240H187ZM214 241H215V240H214ZM218 241H219V240H218ZM231 241H232V240H231ZM231 241H230V242H231ZM79 242H80V241H79ZM83 242H84V241H83ZM88 242H89V241H88ZM163 242H164V241H163ZM171 242H173V244L175 243L174 241H171ZM190 242H191V241H190ZM193 242H194V241H193ZM195 242H194V244L189 243L188 246L191 244L190 247L193 248L192 246H195V244H196L198 241H197L196 243H195ZM215 242H216V241H215ZM226 242H227V243H226ZM0 243H2V241H0ZM68 243H69V242H68ZM93 243H94V242H93ZM95 243H96V242H95ZM126 243H127V242H126ZM126 243H123V244L121 245V246H124V244H125V245H126V248L124 247L125 249H127V247H128L129 245H130V247L133 245V244H130L129 242H128L129 245H127ZM139 243H140V244H139ZM148 243H149V242H148ZM153 243H154V242H153ZM161 243H162V242H161ZM169 243H170V242H169ZM179 243H180V242H179ZM184 243H185V242H184ZM217 243H220V242H217ZM249 243H250V242H249ZM64 244H65V243H64ZM97 244H98V243H97ZM134 244H135V243H134ZM185 244H187V243H185ZM61 245L63 246V244H61ZM156 245H157V243H156ZM165 245H166V243H165ZM175 245H177V244L175 243ZM175 245H174V246H175ZM227 245H225V247H227ZM234 245H235V244H234ZM234 245H232V246H234ZM94 246H95V245H94ZM121 246H120V247H121ZM142 246H144V244H143ZM142 246H140V247H142ZM146 246H147V245H146ZM154 246H155V245H154ZM154 246H153V247H154ZM158 246H159V245H158ZM160 246H161V245H160ZM167 246L169 247V245H167ZM186 246H187V245H186ZM232 246L230 245L229 247H232ZM240 246H242V245H240ZM21 247H22V246H21ZM69 247H70V246H69ZM89 247H91V246H89ZM92 247H93V246H92ZM136 247H135V249H134L135 251H136V249H137ZM162 247H163V246H162ZM177 247H178V246H177ZM177 247H176V248H177ZM253 247H254V246H253ZM22 248H23V247H22ZM24 248H25V247H24ZM118 248H119V247H118ZM124 248H123V250L126 251ZM144 248H145V247H144ZM160 248H161V247H160ZM164 248H165V246H164L163 248H161V249H164ZM178 248H179V247H178ZM236 248H237V247H236ZM239 248H240V247H239ZM250 248H251V247H250ZM250 248H249V249H250ZM262 248H263V247H262ZM262 248H261V249H262ZM11 249H14V247L11 248ZM32 249H35V248L33 247ZM99 249H100V248H99ZM99 249H98V247H97V250H99ZM107 249H109V248H107ZM169 249H171V248L169 247ZM173 249H175V248H173ZM173 249H172V250H173ZM187 249H188V247H187ZM189 249H190V248H189ZM193 249H194V248H193ZM221 249H222V248H221ZM234 249H235V248H234ZM237 249H238V248H237ZM249 249H248V251H250ZM258 249H259V248H258ZM258 249H257V250H258ZM263 249H264V248H263ZM15 250H16V249H15ZM30 250H31V248H30ZM36 250H37V247H36ZM65 250L67 251V249H65ZM77 250H78V249H77ZM123 250H122V248H121V251H122V252H123ZM130 250H131V248H130ZM132 250H133V249H132ZM132 250H131L130 252H133V251H134V250H133V251H132ZM139 250H140V249H139ZM164 250H166V249H164ZM225 250H226L227 253H228V251H230V250H227V249H225ZM254 250H256V248H255ZM259 250H260V249H259ZM259 250L256 251L257 254H258ZM10 251H11V250H10ZM68 251H70V250L68 249ZM71 251H72V250H71ZM75 251H76V250H75ZM75 251H74V253H75ZM91 251H92V250H91ZM103 251H106V250H102V253H103ZM121 251H120V252H121ZM128 251H129V248H128ZM128 251H127L126 253H128V255H129L130 253H129ZM135 251H134V252H135ZM137 251H138V250H137ZM141 251H142V250H141ZM178 251H179V250H177V252H178ZM188 251H189V250H188ZM191 251H192V250L190 249V252H191ZM198 251H199V250H198ZM218 251H219V250H218ZM222 251H223V250H220L219 253H218V252H217V253L220 254V252L222 253ZM231 251H232V250H231ZM231 251H230V253H229L230 255H231ZM237 251L239 252L240 250H237ZM252 251H253V250H251V252H252ZM260 251H261V250H260ZM263 251H264V250H263ZM37 252H38V251H37ZM77 252H78V251H77ZM79 252H80V251H79ZM79 252H78L77 254H79ZM164 252H165V251H164ZM193 252H195V249H194ZM196 252H197V251H196ZM224 252H225V251H224ZM226 252L223 253V254L227 255ZM238 252H236V253H237L236 255L234 254L235 257H236V259H237V256H238ZM256 252H255V253H256ZM38 253H39V252H38ZM67 253H68V252H67ZM74 253H72V254L74 255ZM90 253H91V252H90ZM90 253H89V254H90ZM105 253L108 254V251L105 252ZM105 253H104V255H105ZM124 253H125V252H124ZM124 253H122V255H124ZM137 253H138V252H137ZM137 253H136V255H139V253H138V254H137ZM212 253H213V252H212ZM240 253H241V252H240ZM248 253L250 254V252H248ZM263 253H264V252H263ZM33 254H34V253H32V255H33ZM65 254H66V253H65ZM65 254H64V255H65ZM69 254H70V253H69ZM81 254H82V252H81ZM81 254H79V255H81ZM89 254H88V255H89ZM109 254H110V253H109ZM109 254H108V255H109ZM117 254H118V253H117ZM140 254H142V253H140ZM162 254H164V253H162ZM165 254H166V253H165ZM190 254H191V253H190ZM195 254H196V253H195ZM197 254H198V253H197ZM197 254H196V255H197ZM223 254H222V255H223ZM232 254H233V253H232ZM252 254L254 255V251H253ZM252 254H250V255L252 256ZM257 254H256V255H257ZM260 254H261V253H260ZM29 255H30V254H29ZM36 255H37V254H36ZM84 255H86V254H84ZM110 255H111V254H110ZM126 255H127V254H126ZM133 255H134V254H133ZM168 255H169V254H168ZM210 255H211V254H210ZM214 255H215V254H214ZM214 255H213V257H211L210 260L213 261V260H214L213 258H215V260H216L217 256H214ZM225 255H224V257H225ZM230 255H228V256H230ZM239 255H240V254H239ZM262 255H263V254H262ZM262 255H261V256H262ZM68 256H69V255H68ZM70 256H72V255H70ZM77 256H78V255H77ZM81 256H82V255H81ZM106 256H107V255H106ZM118 256H119V255H118ZM151 256H152V255H151ZM157 256H158V255H157ZM191 256H192V254H191ZM251 256H250V257H251ZM261 256H260V258L258 257L259 260L261 259ZM79 257H80V256H79ZM79 257H77V258H79ZM85 257H86V258H84V256H83L82 258H84L85 260L88 259L87 256H85ZM115 257H116V256H115ZM119 257H120V256H119ZM128 257H129V256H128ZM155 257H156V255H155ZM233 257H234V256H233ZM248 257H249V256H248ZM256 257H257V256H256ZM71 258L74 259L75 256H74V257H71ZM122 258H123V256H122ZM190 258H191V257H190ZM252 258L254 259L255 256L252 257ZM62 259H63V258H62ZM79 259H80V258H79ZM79 259H78V261H79ZM84 259H82V261H83ZM112 259H113V258H112ZM157 259H159V258L157 257ZM157 259H156V261H157ZM219 259H220V258H219ZM239 259H240V258H239ZM253 259H252V260H253ZM256 259H257V258H256ZM130 260H132V259H130ZM130 260H129V261H130ZM133 260H134V259H133ZM143 260H144V259H143ZM148 260H149V259H148ZM148 260H147V261H148ZM161 260H162V259H161ZM210 260L208 261L209 264L212 263V262L210 263ZM233 260H234V259H233ZM257 260H258V259H257ZM117 261H118V259H117ZM119 261L121 262V261H124V260H122V259L120 260V259H119ZM151 261H152V258H151ZM84 262H85V261H84ZM87 262H88V261H87ZM115 262H116V261H115ZM120 262H119V263H120ZM148 262H149V261H148ZM153 262H154V261H153ZM160 262H161V261H160ZM234 262L237 263V264H239V263L236 262V261H234ZM234 262H233V263H234ZM251 262H252V261H251ZM255 262H256V261H255ZM255 262L253 261V263H255ZM259 262H261V261H259ZM79 263H80V261L78 262V264H79ZM82 263H83V262H82ZM91 263H92V262H91ZM116 263H117V262H116ZM132 263L135 264L136 262L133 261ZM145 263H146V262H145ZM151 263H152V262H151ZM151 263H150V264H151ZM157 263H158V262H157ZM85 264H87V263H85ZM93 264H94V263H93ZM130 264H131V263H130ZM196 264H197V263H196ZM212 264H213V263H212ZM257 264H259V263H257ZM262 264H263V263H262Z\"/></svg>",
    "mask_w": 264,
    "mask_h": 264
}]
</instances>
